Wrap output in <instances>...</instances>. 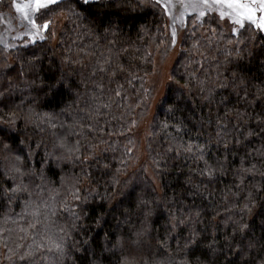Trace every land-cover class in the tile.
I'll list each match as a JSON object with an SVG mask.
<instances>
[{"label":"trees","instance_id":"1","mask_svg":"<svg viewBox=\"0 0 264 264\" xmlns=\"http://www.w3.org/2000/svg\"><path fill=\"white\" fill-rule=\"evenodd\" d=\"M194 16L139 164L132 126L172 46L163 6L80 0L38 21L43 41L0 45V264L52 241L40 264H264V34L234 44L230 23Z\"/></svg>","mask_w":264,"mask_h":264},{"label":"snow or ice","instance_id":"2","mask_svg":"<svg viewBox=\"0 0 264 264\" xmlns=\"http://www.w3.org/2000/svg\"><path fill=\"white\" fill-rule=\"evenodd\" d=\"M80 0H30L29 4L21 7L17 5V11L24 12V19L28 21L26 27H29L33 35H39L42 31H47L49 29V22H40L43 21V18L46 17L49 13H54L58 9L67 8L71 11L72 4H79ZM91 2H98V0H83L84 4H89ZM156 5H161V0H155ZM30 5H34L35 13L30 14L26 9H30ZM163 7L166 11L171 12V7L168 0H164ZM183 9V11H180ZM44 10V11H41ZM189 10L195 13L193 19L198 21H204V17L208 14L215 13L219 16L221 20L227 19L228 22L232 25L231 32L236 39L230 41L234 44H239L242 42L241 38L245 35L246 32L255 30L257 33L264 34V0H189L188 3H185L184 0H179V6L177 11L180 12V22L181 25L185 23L183 17L188 14ZM177 15L173 14L172 19L175 21ZM177 30L175 25H173V30L171 34L173 45L176 43ZM261 39L264 40V36H261ZM6 133L2 128H0V144L4 145V148H7L8 145L4 143V136ZM225 148L228 147L225 143ZM17 161L19 157H16ZM12 171L16 173L15 176L10 178L16 180L19 178L21 181L26 175V172L22 171L20 167L13 166ZM209 174H212V169H208ZM247 171V170H245ZM21 191H27L26 186L17 184L12 188L11 192L7 195L11 199L17 193ZM29 207V202L25 204V213ZM34 217H38L40 214L39 207L33 209L31 213ZM35 225L29 224V227H34ZM21 231H26L24 228H21ZM55 247L57 251L62 253L61 244L55 241H52V246L47 247L46 249L37 244L35 248L29 246V248L22 252L19 255L21 261L27 262V264H40L41 260L46 259L43 255L44 251L51 252L52 248Z\"/></svg>","mask_w":264,"mask_h":264},{"label":"rangeland","instance_id":"3","mask_svg":"<svg viewBox=\"0 0 264 264\" xmlns=\"http://www.w3.org/2000/svg\"><path fill=\"white\" fill-rule=\"evenodd\" d=\"M1 2L2 0H0V7ZM29 2L30 0H9L8 8L3 10L2 12L0 10V45H4L8 49L15 48L17 45L29 47L30 45L36 42L43 41L44 39H46V31L40 32L39 35H33L29 27H26L28 21L23 18L24 12L17 11V5L23 7L24 5L29 4ZM163 2L164 0H161V6H163ZM168 2L172 9L171 12H168L165 10L164 7L163 8L166 11V15L170 19L168 24V31L170 35L172 34L173 25H175L176 27V43L174 45L172 43L171 49L168 54H162L160 51L155 54L153 71L147 77V85L151 95L149 100V109L147 115L141 120L135 122L132 126V133L136 137H139L132 150L135 154L134 161L136 164H139L145 160L146 153L144 151V148L145 140L150 135L149 127L153 121L156 109L161 104V101L165 95L167 84L172 80L173 68L177 60L178 54L181 50L180 32L184 29L187 20L194 14L191 10H189L188 14L183 17L185 23L181 25L179 18L180 12L177 11V8L179 6V0H168ZM184 2L188 3L189 0H184ZM26 10L29 11L30 14L35 13L34 5H30V9ZM180 11H183V9H180ZM173 14L177 15L178 17L175 21L172 19ZM223 21L228 22L227 19H224ZM65 22L66 17L64 14L57 15V17L53 20V32L51 31V40L53 45H56L58 43V33L62 30ZM2 123L5 124L4 121ZM6 125H8V122ZM60 142H63V140H61ZM9 166H12L11 163L9 164ZM149 173L150 175H152V171H150V169Z\"/></svg>","mask_w":264,"mask_h":264}]
</instances>
